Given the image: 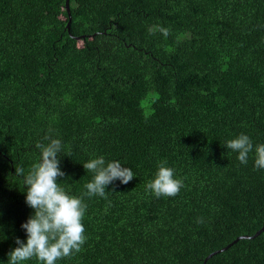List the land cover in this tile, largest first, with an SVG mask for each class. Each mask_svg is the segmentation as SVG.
I'll list each match as a JSON object with an SVG mask.
<instances>
[{
    "label": "trees",
    "instance_id": "1",
    "mask_svg": "<svg viewBox=\"0 0 264 264\" xmlns=\"http://www.w3.org/2000/svg\"><path fill=\"white\" fill-rule=\"evenodd\" d=\"M65 2L0 0V264L26 243L24 177L52 139L87 205L82 250L56 264H264V0H70V28ZM241 134L247 164L226 147ZM101 156L135 178L89 197ZM163 161L175 197L146 189Z\"/></svg>",
    "mask_w": 264,
    "mask_h": 264
},
{
    "label": "clouds",
    "instance_id": "2",
    "mask_svg": "<svg viewBox=\"0 0 264 264\" xmlns=\"http://www.w3.org/2000/svg\"><path fill=\"white\" fill-rule=\"evenodd\" d=\"M160 31L165 37L170 34L167 28H160ZM36 147L41 149V160L24 177L25 203L34 210V215L21 225L27 240L25 243L16 239L17 247L8 253V264H22L33 257L41 264H56L59 259L79 253L86 242L82 220L87 205L82 198L67 195L57 182L65 176L58 158L61 141L52 139L47 146L38 143ZM226 147L238 153L241 164H247L249 153L253 151L251 139L244 134L229 140ZM255 153V167L264 169V144L258 145ZM166 164V161L161 162L155 178L146 185L157 198L175 197L184 187L183 181L175 178L174 169ZM83 168L94 173V179L85 185L89 197L107 198L109 185L117 180L127 185L135 178L130 168L119 161L106 163L103 156L90 160ZM23 173V168L16 169V175Z\"/></svg>",
    "mask_w": 264,
    "mask_h": 264
},
{
    "label": "water",
    "instance_id": "3",
    "mask_svg": "<svg viewBox=\"0 0 264 264\" xmlns=\"http://www.w3.org/2000/svg\"><path fill=\"white\" fill-rule=\"evenodd\" d=\"M65 7H66V10H67V12H68V14H69V23H68V25H67V28H70V22H71L70 0H66V2H65ZM263 231H264V227H263L260 231H258V232L256 233L255 236L259 235V234L262 233ZM237 240H238V239H237ZM237 240H235L233 243H235ZM233 243H232V244H233ZM232 244L228 245V246L225 247L224 249H221V250H219V251H217V252H214L213 254L209 255V257L206 259V261H207L212 255H214V254H216V253H218V252H221V251H224V250L228 249V247L231 246Z\"/></svg>",
    "mask_w": 264,
    "mask_h": 264
}]
</instances>
